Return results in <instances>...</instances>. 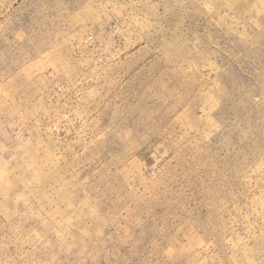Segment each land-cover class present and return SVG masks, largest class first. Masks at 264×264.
I'll return each instance as SVG.
<instances>
[{"label": "rangeland", "instance_id": "374dc122", "mask_svg": "<svg viewBox=\"0 0 264 264\" xmlns=\"http://www.w3.org/2000/svg\"><path fill=\"white\" fill-rule=\"evenodd\" d=\"M0 264H264V0H0Z\"/></svg>", "mask_w": 264, "mask_h": 264}]
</instances>
